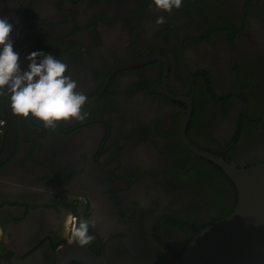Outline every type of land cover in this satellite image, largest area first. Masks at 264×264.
<instances>
[{"label": "flooded vegetation", "instance_id": "obj_1", "mask_svg": "<svg viewBox=\"0 0 264 264\" xmlns=\"http://www.w3.org/2000/svg\"><path fill=\"white\" fill-rule=\"evenodd\" d=\"M0 18L21 68L37 50L63 60L89 113L56 128L16 117L10 151L0 96V264H56L74 243L68 213L95 223L86 247L107 264H176L234 211L236 186L190 145L264 163V0L170 13L150 0H0Z\"/></svg>", "mask_w": 264, "mask_h": 264}, {"label": "clouds", "instance_id": "obj_2", "mask_svg": "<svg viewBox=\"0 0 264 264\" xmlns=\"http://www.w3.org/2000/svg\"><path fill=\"white\" fill-rule=\"evenodd\" d=\"M183 0H150V7L164 13L179 10ZM164 17L156 23L163 24ZM13 23L0 18V96H6L12 114L21 119L29 117L45 128H56L59 122H82L89 117L84 111L87 95L78 91L77 81L66 74L68 65L58 57L43 51L30 52L26 68H21L20 54L14 50L10 34ZM95 223L68 213L63 220V231L69 242L89 245L94 236L90 229Z\"/></svg>", "mask_w": 264, "mask_h": 264}, {"label": "water", "instance_id": "obj_3", "mask_svg": "<svg viewBox=\"0 0 264 264\" xmlns=\"http://www.w3.org/2000/svg\"><path fill=\"white\" fill-rule=\"evenodd\" d=\"M190 116L191 107L183 130ZM10 117L7 136L12 151L16 141V116L11 113ZM190 148L223 170L236 186L238 201L229 216L203 229L188 244L176 264H264V163L240 168L191 145ZM73 262L107 264L89 248L75 242L59 253L56 264Z\"/></svg>", "mask_w": 264, "mask_h": 264}]
</instances>
